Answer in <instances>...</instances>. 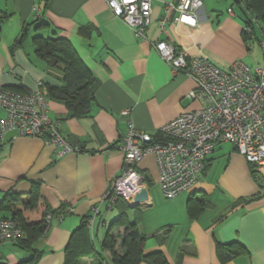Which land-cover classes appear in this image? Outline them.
Masks as SVG:
<instances>
[{
    "label": "crops",
    "instance_id": "0c3cea01",
    "mask_svg": "<svg viewBox=\"0 0 264 264\" xmlns=\"http://www.w3.org/2000/svg\"><path fill=\"white\" fill-rule=\"evenodd\" d=\"M175 1L151 0V21L145 38H140L104 0H0L1 85H21L23 92L34 91L38 84L44 92L63 85L60 71L35 53L32 36L38 33L66 38L95 80L94 100L85 116H68L63 103L47 97L49 116L58 120L59 132L81 145L83 152L58 156L56 147L36 136H19L15 130L0 137V200L27 193L37 183L42 203L33 210L16 207L25 218L39 220L46 206L47 215L66 206L61 219L51 215L48 229L32 244L40 250L36 264H63L72 230L97 206L94 242L99 245L116 215L109 216L100 200L121 167V153L111 145L129 124L161 140L165 123L204 104L188 96L193 80L184 72L172 74L153 42L165 41L189 57L205 56L222 68L235 60L250 68L263 64L259 45L246 46L243 23L231 1L201 0L195 26L172 21L176 13L166 5ZM38 17L46 26L30 27L11 50L22 26ZM82 27L89 29L88 35L80 32ZM5 114L0 108V119ZM205 164L189 191L166 198L158 184L155 156L148 154L139 162L147 190L144 204L136 205L142 210L139 229L146 235L143 255L158 252L165 264H264V167L247 162L227 141L215 145ZM7 215L10 212L0 211V216ZM165 231L162 241L152 236ZM124 232L123 226L111 229L118 246ZM216 241H236L245 252L222 263L215 253ZM27 255L30 252L15 242L0 244V261L7 264ZM91 261L88 256L80 260ZM106 264L116 263L108 258ZM138 264L161 263L150 255Z\"/></svg>",
    "mask_w": 264,
    "mask_h": 264
},
{
    "label": "built area",
    "instance_id": "2783aa9c",
    "mask_svg": "<svg viewBox=\"0 0 264 264\" xmlns=\"http://www.w3.org/2000/svg\"><path fill=\"white\" fill-rule=\"evenodd\" d=\"M104 1L136 37L145 38V29L151 21V0ZM201 6V0H176L166 5V9L175 11L173 22L195 26ZM259 44L264 58V30ZM151 45L172 74L184 72L191 77L194 88L188 96L204 104L165 123L160 128L161 140L129 124L117 148L122 156L119 173L100 197L109 207L116 197L133 203L145 182L138 164L148 154L155 156L158 184L166 198L193 187L203 172L207 156L222 141L233 144L246 161L258 169L264 167V61L250 68L241 60H235L222 68L205 56L188 57L184 49L165 41H155ZM39 85L36 90L26 92L0 85V108L6 113L0 119V136L8 130H15L19 136L44 135V142L56 147L58 156L78 152V147L59 133L58 122L50 118L48 100ZM98 213L99 207H94L87 220L91 234ZM50 217L47 215L46 220ZM20 233L17 219L0 218V244L12 241Z\"/></svg>",
    "mask_w": 264,
    "mask_h": 264
},
{
    "label": "trees",
    "instance_id": "16d2710c",
    "mask_svg": "<svg viewBox=\"0 0 264 264\" xmlns=\"http://www.w3.org/2000/svg\"><path fill=\"white\" fill-rule=\"evenodd\" d=\"M231 2L232 5L236 6L241 12V20L243 23L242 36L246 46L250 49L253 43H257L260 48L259 43L262 31L264 30V0H231ZM2 19L3 17L0 16V25ZM44 26H46V24L43 23L39 17L31 23L24 24L21 28L19 37L15 39L10 46V49L12 50L22 41V39L28 34L30 27L37 30ZM88 30V28L82 27L80 32L83 35H88ZM32 41L36 55L40 57L49 68L59 70L63 82L62 86L47 88L46 92H44L39 86L41 92L46 98L48 97L52 100H57L63 103L68 109V116L80 117L88 114L89 107L94 100L95 80L74 52L71 43L66 38L55 35V33L48 35L39 33L34 34L32 36ZM8 88L15 91H22L20 90L22 89L21 85L10 86ZM53 120L58 122L57 119ZM128 127L123 136L126 134ZM123 136L111 146L115 149L118 148ZM36 137H39L44 141L45 136L37 135ZM65 139L78 147V152L84 151L81 145L76 144L67 138ZM155 140H159V138H156ZM204 170L205 168L203 169V172ZM41 203L42 199L39 195L37 183H32L31 189L27 193L13 194L0 200V211L6 210L10 212V215L0 216V218L11 217L17 219L20 223V235L12 241L9 240V242H15L20 248L30 252V255H27L26 258H22V260H19L14 264L37 263L40 256V250L34 248L32 244L46 232L49 226V220H46L45 218L47 215V206L41 218L33 221L25 218L20 210L21 208L18 209L16 207L21 206L24 209L33 210ZM107 203L108 202H105V208L108 210L117 209L118 214L111 219L107 231L104 237L100 240L99 245L96 246L94 242L95 231L91 234L87 228V220L91 215L82 217L80 225L72 230L68 238L63 264H81L80 260L85 256L92 258L90 264H106L108 258L116 264H138L144 256L150 255L154 260H158L159 263L165 264L164 258L162 256L159 257L158 252L143 255V245L146 235L139 229L142 210L139 209L138 206L130 205V203L121 197H116L111 207H109V204ZM203 205L204 203H201L200 207L202 208ZM65 207L66 206L63 203L60 208L49 212V214L60 216L62 213L66 212ZM118 226H123L125 228L124 235L119 241V246L116 244L117 241L111 233V229ZM165 235L166 231L163 232V236L158 232L153 233L152 236L158 241H162L163 237L165 238ZM117 248H120L121 251L118 252ZM243 252H245V248L236 241L226 244L219 241L215 242V253L222 263L233 259ZM0 264L7 263L0 261Z\"/></svg>",
    "mask_w": 264,
    "mask_h": 264
},
{
    "label": "water",
    "instance_id": "95a60500",
    "mask_svg": "<svg viewBox=\"0 0 264 264\" xmlns=\"http://www.w3.org/2000/svg\"><path fill=\"white\" fill-rule=\"evenodd\" d=\"M146 199H147V190L145 188H142L140 192H138L135 195L133 199V203H131L130 205H135V206L138 204L143 205Z\"/></svg>",
    "mask_w": 264,
    "mask_h": 264
},
{
    "label": "rangeland",
    "instance_id": "374dc122",
    "mask_svg": "<svg viewBox=\"0 0 264 264\" xmlns=\"http://www.w3.org/2000/svg\"><path fill=\"white\" fill-rule=\"evenodd\" d=\"M228 1H231V0H228ZM234 8L239 12L238 15H239V17L241 18V12L239 11V9H238L237 7H235V6H234ZM139 192H140V191H139ZM117 211H118L117 209H113V210H110L108 214H109V216L112 215V214H115V213L118 214ZM5 242H7V241H5ZM118 243H119V242H118ZM97 246H98V245H97ZM19 253H21V252H19ZM24 255H26V254H24ZM21 256H22V254H21ZM26 257H27V256H26ZM24 258H25V257H24Z\"/></svg>",
    "mask_w": 264,
    "mask_h": 264
}]
</instances>
